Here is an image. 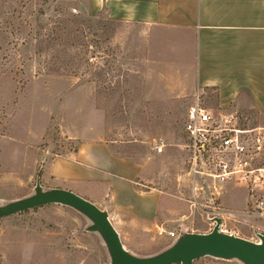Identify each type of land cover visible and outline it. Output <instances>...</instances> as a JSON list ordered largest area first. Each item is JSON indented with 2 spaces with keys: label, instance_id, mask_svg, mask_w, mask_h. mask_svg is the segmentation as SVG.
<instances>
[{
  "label": "rangeland",
  "instance_id": "1",
  "mask_svg": "<svg viewBox=\"0 0 264 264\" xmlns=\"http://www.w3.org/2000/svg\"><path fill=\"white\" fill-rule=\"evenodd\" d=\"M177 40H153L146 26L92 13L89 0H0V207L33 196L38 180L52 190L46 169L85 145L136 164L140 191L160 197L151 227L116 218L131 254L152 257L175 243L157 224L205 234L214 218L224 233L256 243L263 222L244 216V189L228 184L215 205L193 204L186 115L198 96L218 105L213 91L199 90L192 54ZM248 113L264 126V116ZM91 225L60 205L1 219L0 264H111Z\"/></svg>",
  "mask_w": 264,
  "mask_h": 264
},
{
  "label": "crops",
  "instance_id": "2",
  "mask_svg": "<svg viewBox=\"0 0 264 264\" xmlns=\"http://www.w3.org/2000/svg\"><path fill=\"white\" fill-rule=\"evenodd\" d=\"M89 9L146 26L153 40L175 35L177 47L192 54L199 90L213 91L220 108L264 116V0H89ZM140 172L108 149L82 145L55 160L45 177L50 189L72 191L106 211L120 235L116 218L129 228L151 227L160 208L159 196L138 188ZM101 197L111 199L105 208Z\"/></svg>",
  "mask_w": 264,
  "mask_h": 264
},
{
  "label": "built area",
  "instance_id": "3",
  "mask_svg": "<svg viewBox=\"0 0 264 264\" xmlns=\"http://www.w3.org/2000/svg\"><path fill=\"white\" fill-rule=\"evenodd\" d=\"M184 129L190 154L194 206H202L203 200L207 205H215L224 187L233 184L245 190L247 209L244 216L263 222L256 234L264 236V126L255 124L247 112L236 107H210L204 97L198 96L187 112ZM165 146L161 142L155 145L154 151L162 154ZM223 226L222 222L220 231L224 233ZM184 234H187L184 230L176 233L158 228L160 237L168 236L175 242ZM257 239L256 243H260L258 235Z\"/></svg>",
  "mask_w": 264,
  "mask_h": 264
},
{
  "label": "water",
  "instance_id": "4",
  "mask_svg": "<svg viewBox=\"0 0 264 264\" xmlns=\"http://www.w3.org/2000/svg\"><path fill=\"white\" fill-rule=\"evenodd\" d=\"M50 205L68 207L87 217L92 222L88 231L102 236L111 264H195L203 258L264 264V236L257 234L261 242L255 243L223 233L220 231V218L214 219L215 227L210 233H187L155 256L137 257L126 250L106 211L69 190L56 188L45 191L39 180L33 196L0 207V220Z\"/></svg>",
  "mask_w": 264,
  "mask_h": 264
},
{
  "label": "trees",
  "instance_id": "5",
  "mask_svg": "<svg viewBox=\"0 0 264 264\" xmlns=\"http://www.w3.org/2000/svg\"><path fill=\"white\" fill-rule=\"evenodd\" d=\"M98 21H99L100 24L102 23V19H99ZM107 28H109V24H107V23H106V24H103L102 27H101L102 30L107 29ZM50 206H51V205H50ZM42 208H44V207H42ZM39 209H41V208H37V209H35V210H33V211H37V210H39ZM29 212H30V211H27V212H25V213H29ZM170 247H171V246H170ZM170 247H169V248H170ZM169 248H167V249H169ZM167 249H165V250H167ZM165 250H164V251H165ZM195 263H196V262H195Z\"/></svg>",
  "mask_w": 264,
  "mask_h": 264
}]
</instances>
